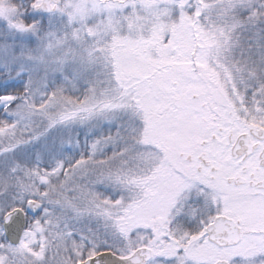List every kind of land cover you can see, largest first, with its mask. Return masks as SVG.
Segmentation results:
<instances>
[{
  "label": "snow or ice",
  "instance_id": "6c2138e0",
  "mask_svg": "<svg viewBox=\"0 0 264 264\" xmlns=\"http://www.w3.org/2000/svg\"><path fill=\"white\" fill-rule=\"evenodd\" d=\"M0 264H264V0H0Z\"/></svg>",
  "mask_w": 264,
  "mask_h": 264
}]
</instances>
